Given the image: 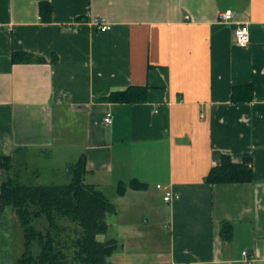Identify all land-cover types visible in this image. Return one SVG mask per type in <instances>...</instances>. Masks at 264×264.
<instances>
[{
    "label": "crops",
    "instance_id": "obj_1",
    "mask_svg": "<svg viewBox=\"0 0 264 264\" xmlns=\"http://www.w3.org/2000/svg\"><path fill=\"white\" fill-rule=\"evenodd\" d=\"M98 17L108 31L93 24ZM239 25L246 48L233 42ZM15 52L43 62L12 63ZM246 84L251 99L232 101L233 87ZM128 88L145 99L106 100ZM76 142L85 183L116 210L101 240L119 242L108 264H243V250L264 264V0H0V158L11 165L0 167V184L20 166L38 181V160ZM223 155L248 157L251 181L208 183ZM157 185L178 199L164 202ZM22 252L6 207L0 264Z\"/></svg>",
    "mask_w": 264,
    "mask_h": 264
},
{
    "label": "trees",
    "instance_id": "obj_2",
    "mask_svg": "<svg viewBox=\"0 0 264 264\" xmlns=\"http://www.w3.org/2000/svg\"><path fill=\"white\" fill-rule=\"evenodd\" d=\"M40 15L44 20L50 16L49 4H40ZM34 59L27 53L15 52L12 63H30ZM249 85L233 87L231 100L246 102L251 99ZM143 91L128 88L123 92L110 94L106 100L120 102L143 101ZM249 158L240 164L233 163L227 155L222 156L218 166L210 169L206 181L218 183H244L252 179L248 167ZM0 167L8 172V157L0 158ZM85 158L81 155L73 164L67 165L66 183L41 185L32 179L25 183L16 182L7 176L0 184V214L6 207L14 212L23 236V252L15 264H108V257L116 250V239L98 241L99 235L108 231L107 216L116 210L109 199L93 184L84 181ZM36 183V184H35ZM129 186L134 190L145 189L146 185L132 180ZM125 185L119 184L117 193L123 194ZM45 218V233L36 230L34 220ZM220 233L231 236V226L221 224Z\"/></svg>",
    "mask_w": 264,
    "mask_h": 264
},
{
    "label": "rangeland",
    "instance_id": "obj_3",
    "mask_svg": "<svg viewBox=\"0 0 264 264\" xmlns=\"http://www.w3.org/2000/svg\"><path fill=\"white\" fill-rule=\"evenodd\" d=\"M79 144L76 142L73 145H68L67 147H63V151H60L59 153L54 152V157L52 159H47V157H42L38 160L37 166L40 169L41 176L38 181L34 180L36 183H39L41 185H59L66 183V162L69 161L70 163H75L78 158L81 156L78 154L81 152ZM56 170L57 174L53 173V170ZM31 168L27 166H20L18 168V173L16 176V182L19 183H25L28 180H26V176L29 175ZM54 170V171H55ZM35 183V184H36ZM33 224L35 225V228L37 231L45 233L46 230V221L45 218H39L37 220H34ZM103 235H99L97 237L98 241L101 242ZM71 264H77V262L70 260Z\"/></svg>",
    "mask_w": 264,
    "mask_h": 264
},
{
    "label": "built area",
    "instance_id": "obj_4",
    "mask_svg": "<svg viewBox=\"0 0 264 264\" xmlns=\"http://www.w3.org/2000/svg\"><path fill=\"white\" fill-rule=\"evenodd\" d=\"M231 16H232V11L228 9L223 13H220L219 19L225 22L228 21L231 18ZM92 22L100 32L108 31L111 28L109 21L105 17L94 18ZM233 42L239 48H246L248 46L249 31L246 25H239L234 29ZM103 122L106 125H110L112 123V115L110 112L105 113ZM156 187L165 192L163 196L164 202H170L174 199H178L179 197L177 194H174L172 191L167 190L165 187H162L161 185H157ZM241 256H242L243 264H253V258L246 250H243L241 252Z\"/></svg>",
    "mask_w": 264,
    "mask_h": 264
}]
</instances>
